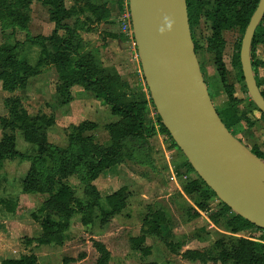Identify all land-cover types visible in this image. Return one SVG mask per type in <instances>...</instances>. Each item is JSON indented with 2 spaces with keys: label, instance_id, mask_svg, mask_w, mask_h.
Instances as JSON below:
<instances>
[{
  "label": "rangeland",
  "instance_id": "rangeland-1",
  "mask_svg": "<svg viewBox=\"0 0 264 264\" xmlns=\"http://www.w3.org/2000/svg\"><path fill=\"white\" fill-rule=\"evenodd\" d=\"M89 1L95 5H105L110 10L111 22L98 23L89 13L81 14L72 0H63L66 9L72 8L75 12L65 23L75 26L79 21L85 25L78 32L82 40L80 54L89 57L90 69L99 72L107 80L111 93L121 102L150 100L136 43L128 46L134 37L129 0ZM215 1L200 0V19L192 30L193 40L198 46V62L210 96H213L215 108H230L235 100V108L240 117L238 124L232 128L235 137L249 150L258 148L264 153V119L254 111L255 104L242 78V71L234 65L244 34L239 28L223 31L221 40L224 45L220 55L209 46V40L214 35L210 14L214 11ZM30 19L28 32L3 31L0 27V45L14 46L23 43L27 40V33L31 36L52 35L55 27L50 26L49 7L35 3ZM59 33L64 36V32ZM110 34L115 36L111 37ZM117 38L124 41V46ZM43 51L44 46L36 43L19 45L16 50L18 58L32 65L36 64ZM254 58L256 61H264V47L255 48ZM257 74L264 81V66L258 67ZM58 85L59 75L53 66H45L42 74L31 78L24 90L14 93L4 91L3 81L0 80V140L4 136L13 135L16 149L20 153L26 156L37 154L35 147L24 140L20 131H13L9 126L23 109L33 118H54V125L46 128L47 140L61 149H67L69 136L83 122L92 125L82 132L84 138H93L92 143L101 147L110 144L108 126L120 123L121 119L113 116L92 91L81 86L70 89L73 100L67 104V100L58 94ZM11 98H19L18 106L15 105L16 102H8ZM144 116L145 126L154 125L156 134L141 139L128 138L123 143L119 163L103 171L92 182L102 197L109 196L122 187H128L130 191L127 208L114 217L108 230L100 235L97 234V226H83L80 223L81 215L75 214L67 233L68 240L63 246L36 243L27 246L25 240H35L42 233L40 223L33 215L47 196L23 192L22 180L30 169V162L19 158L2 162L0 263L5 259H18L24 254H37L39 260H47L49 257L53 259L51 264H63L64 258L77 259L86 254L84 259L67 264H96L98 254L91 239L107 246L111 252L110 264H200L182 259L180 253L188 249L207 251L213 259L218 260L223 249L232 250L236 241L233 237L264 243L261 239L264 233L257 229L236 235L231 233L232 225L227 222L232 214L229 215V220L217 223L209 221L206 216L190 219L188 208L194 204L197 194L189 196L184 189L198 180L199 176L188 170L189 161L181 150L172 149L171 139L160 128L159 115L154 107L150 106ZM65 182L76 191L78 197L84 199V184L79 177L70 176ZM2 201L16 204L15 214L7 212ZM218 203L211 202V206ZM153 218L159 222L160 233L170 245L147 237L145 246L150 248L149 254L132 250L133 242L140 239L148 228L146 221ZM242 263L244 264L243 261Z\"/></svg>",
  "mask_w": 264,
  "mask_h": 264
},
{
  "label": "trees",
  "instance_id": "trees-1",
  "mask_svg": "<svg viewBox=\"0 0 264 264\" xmlns=\"http://www.w3.org/2000/svg\"><path fill=\"white\" fill-rule=\"evenodd\" d=\"M79 7L81 14L89 13L96 18L98 23L111 22L110 10L105 5H95L89 0H72ZM40 2L50 9V20L55 24V30L51 36H31L27 33V40L14 46L0 45V80L3 81V90L14 93L24 90L31 78L39 76L45 66H53L59 75L58 94L68 102L73 100L70 89L73 86H81L85 90L94 93L97 100L103 102L113 116L119 117L121 122L108 126L111 142L106 147L94 145L93 138H84L82 132L90 123L83 122L75 127V132L69 136V146L61 149L50 144L47 140L46 128L54 125L53 117L40 116L30 117L23 109L20 114L13 118L9 126L14 131L19 130L24 140L33 145L37 154L26 156L16 149L15 137L13 135L4 136L0 140V168L2 162L19 158L30 162V169L26 177L22 180V188L25 194H44L47 198L42 202L37 213L33 217L40 223L42 233L35 240L28 238L25 244L36 245H56L63 246L67 240V233L71 227V220L75 214L81 215L80 223L85 227L97 226L98 233L103 234L108 230V226L114 217L120 215L128 206L130 191L128 187H122L109 196L102 197L92 182L99 175L110 167L119 163L123 143L130 137L138 139L151 137L156 134L154 125L145 126V113H148L150 106L156 110L152 98L145 101L121 102L114 97L108 86L107 80L99 73L90 69L89 57L80 54L81 38L79 30L84 28V24L79 21L76 25L65 23L71 19L75 12L72 8L64 6L63 0H0V26L3 31L20 30L29 31L31 5ZM260 0H216L215 8L210 14L213 23L214 35L209 40V46L213 51H218L219 55L224 45L221 40L223 31L239 28L245 34L250 20L256 11ZM83 3V7H81ZM189 22L191 32L200 19V0H187ZM206 4V3H204ZM211 4V3H209ZM213 4V3H212ZM80 5V6H79ZM82 31V30H81ZM59 32H64V36ZM111 37L115 36L110 34ZM25 43H36L44 46L42 56L35 65L18 58L17 48ZM197 52L198 46L195 43ZM264 47V18L257 27L252 48L251 59L253 71L258 87L264 97V81H261L257 74V69L264 66V61H256L254 58L255 48ZM241 49V47H240ZM235 67L241 69L240 53L234 63ZM104 71V70H103ZM242 71V69H241ZM243 74V73H242ZM244 79V77L242 76ZM151 96V95H150ZM213 100V96L211 94ZM16 102L18 106L19 98H11L8 102ZM234 106V108H233ZM216 108L220 118L227 129L235 136L232 128L240 120L235 108ZM254 111L260 113L262 119L264 114L256 107ZM158 123L162 131L171 139L172 149H179L168 130L164 127L160 117ZM253 154L264 160V153L258 148L251 150ZM187 168L195 172L190 163ZM76 175L84 184V199L77 196L76 191L66 184V179ZM187 194H197L194 204L188 208L190 219L195 220L201 216H206L211 222H221L231 219L227 224L232 225L231 233L240 234L252 229H257L264 233V230L253 225L246 219L233 212L226 204L220 201L217 195L199 177L190 186L185 187ZM219 203L211 206V202ZM7 212L15 214L16 204L3 202ZM40 216V217H39ZM148 228L144 230V235L133 242L132 250L149 254L150 248L145 246L147 237L161 240L168 244L160 233L159 222L156 218L147 220ZM231 251L222 250L219 259H213L207 251L188 249L180 255L182 259L191 263L208 264L209 262H220L221 264H264V243L256 242L247 238H236ZM264 242V236L261 238ZM98 258L96 264H110L111 252L107 246L98 240L91 239ZM223 248V247H222ZM179 254V251H176ZM86 254L79 258H64L63 264L76 262L84 259ZM1 264H40L36 255L30 254L18 259H5ZM145 264H157L147 262Z\"/></svg>",
  "mask_w": 264,
  "mask_h": 264
},
{
  "label": "water",
  "instance_id": "water-1",
  "mask_svg": "<svg viewBox=\"0 0 264 264\" xmlns=\"http://www.w3.org/2000/svg\"><path fill=\"white\" fill-rule=\"evenodd\" d=\"M134 40L153 104L174 142L206 185L233 212L264 230V160L220 118L198 62L187 0H129ZM264 18L260 0L240 61L250 97L264 114L251 48Z\"/></svg>",
  "mask_w": 264,
  "mask_h": 264
},
{
  "label": "crops",
  "instance_id": "crops-1",
  "mask_svg": "<svg viewBox=\"0 0 264 264\" xmlns=\"http://www.w3.org/2000/svg\"><path fill=\"white\" fill-rule=\"evenodd\" d=\"M35 3H38V2H34L32 5H31V9H32V6L35 4ZM40 3V2H39ZM50 26L51 27H55V24L53 23V22H51V20H50ZM1 27V26H0ZM54 30H55V28H54ZM54 30H53V32H54ZM17 32V31H16ZM21 32H23V31H21ZM107 32H111V31H107ZM117 40H120V42H121V44H123V46H124V41H122L120 38H117ZM134 40V39H133ZM135 41V40H134ZM134 41H129V43H128V46H130V44L132 43V44H134ZM135 45V44H134ZM25 255H27V254H24L23 256H25ZM36 256H37V254H35ZM38 257V256H37ZM16 259V258H15ZM39 259V258H38ZM42 260H43V264H48V262H49V264H51V262L53 261V259L52 258H49V257H47V260H46V258L45 259H41V260H39V263H41L42 264ZM1 264V263H0Z\"/></svg>",
  "mask_w": 264,
  "mask_h": 264
},
{
  "label": "bare ground",
  "instance_id": "bare-ground-1",
  "mask_svg": "<svg viewBox=\"0 0 264 264\" xmlns=\"http://www.w3.org/2000/svg\"><path fill=\"white\" fill-rule=\"evenodd\" d=\"M131 25H132V21H131ZM132 27H133V26H132ZM132 27H131V28H132ZM131 30L133 31V28H132Z\"/></svg>",
  "mask_w": 264,
  "mask_h": 264
},
{
  "label": "built area",
  "instance_id": "built-area-1",
  "mask_svg": "<svg viewBox=\"0 0 264 264\" xmlns=\"http://www.w3.org/2000/svg\"><path fill=\"white\" fill-rule=\"evenodd\" d=\"M133 39H134V37H133ZM134 41V40H133ZM134 44H135V41H134Z\"/></svg>",
  "mask_w": 264,
  "mask_h": 264
}]
</instances>
